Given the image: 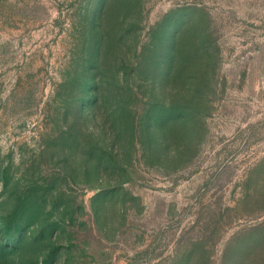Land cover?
I'll list each match as a JSON object with an SVG mask.
<instances>
[{"label": "rangeland", "instance_id": "1", "mask_svg": "<svg viewBox=\"0 0 264 264\" xmlns=\"http://www.w3.org/2000/svg\"><path fill=\"white\" fill-rule=\"evenodd\" d=\"M0 264H264V0H0Z\"/></svg>", "mask_w": 264, "mask_h": 264}]
</instances>
